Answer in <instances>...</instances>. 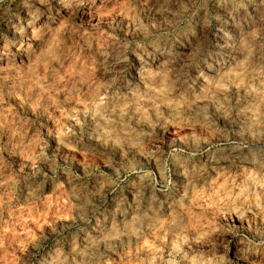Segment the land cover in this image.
<instances>
[{"label": "clouds", "instance_id": "1", "mask_svg": "<svg viewBox=\"0 0 264 264\" xmlns=\"http://www.w3.org/2000/svg\"><path fill=\"white\" fill-rule=\"evenodd\" d=\"M0 264H264V0H0Z\"/></svg>", "mask_w": 264, "mask_h": 264}]
</instances>
